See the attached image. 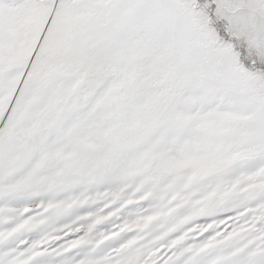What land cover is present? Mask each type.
<instances>
[{
    "label": "snow or ice",
    "instance_id": "6c2138e0",
    "mask_svg": "<svg viewBox=\"0 0 264 264\" xmlns=\"http://www.w3.org/2000/svg\"><path fill=\"white\" fill-rule=\"evenodd\" d=\"M0 264H264V0H0Z\"/></svg>",
    "mask_w": 264,
    "mask_h": 264
}]
</instances>
